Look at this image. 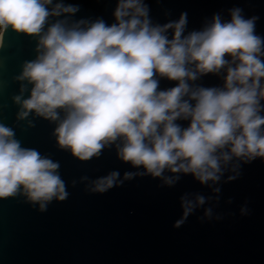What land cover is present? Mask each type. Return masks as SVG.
Listing matches in <instances>:
<instances>
[{"label": "clouds", "instance_id": "9594fccd", "mask_svg": "<svg viewBox=\"0 0 264 264\" xmlns=\"http://www.w3.org/2000/svg\"><path fill=\"white\" fill-rule=\"evenodd\" d=\"M77 11L78 6L59 0H0V46L9 28L39 36L37 58L25 62L17 77L33 85L28 98H21L23 84L14 97L21 105L18 119L34 110L58 121L59 146L80 160L99 156L119 138L118 156L143 165L153 176L167 168L207 183L219 180L221 164L233 156L264 157V116L259 114L264 108L259 102L264 98V40L254 33L258 17L245 18L235 7L231 20L214 14L202 30L184 35L186 13L153 25L144 0H118L111 25L100 18L69 23L67 16L49 23L50 17ZM225 66L224 88L189 84ZM158 76L178 83L158 91ZM177 118L189 120L188 126L181 128ZM58 168L59 162L21 147L14 130L0 123V198L22 192L44 210L46 202L68 195ZM118 175L112 171L97 178L91 190L104 192L121 183ZM132 175L126 172L125 178ZM192 207L184 200L185 217Z\"/></svg>", "mask_w": 264, "mask_h": 264}, {"label": "water", "instance_id": "95a60500", "mask_svg": "<svg viewBox=\"0 0 264 264\" xmlns=\"http://www.w3.org/2000/svg\"><path fill=\"white\" fill-rule=\"evenodd\" d=\"M58 0H53V3ZM76 5L73 14L50 17L49 23L68 17L69 23L100 18L116 23L118 0H59ZM153 25L177 21L186 13L184 35L202 30L214 14L231 20L239 7L245 18L258 17L254 33L264 40V0H144ZM51 7V6H46ZM48 24L45 25V30ZM173 30H168L171 38ZM39 36L9 28L0 46V123L14 130L21 147L37 150L59 162L57 169L68 193L53 198L44 210L25 194L0 198V264H264V157L247 160L233 156L221 164L219 180L202 183L192 173H147L118 156V138L99 156L88 160L61 148L54 129L58 121L35 115L18 119L21 105L14 97L28 98L32 83L17 77L25 62L39 54ZM226 59L231 57L226 54ZM264 63V56L260 57ZM235 66V65H233ZM227 66L201 74L196 87L224 88ZM178 82L158 76V91ZM264 85V77L261 78ZM195 103L194 101H190ZM264 105V98L260 99ZM61 118L63 111L59 110ZM259 114L264 116V108ZM32 121L31 124L28 122ZM181 128L189 120L177 118ZM264 129V125H261ZM119 173L121 181L104 192L92 191V181ZM132 173L125 178V173ZM87 177V179H83ZM171 178V184L165 181ZM229 177H233L229 179ZM218 189V191H217ZM204 197L202 204L197 197ZM184 200L192 202L185 217ZM183 222L177 226V221Z\"/></svg>", "mask_w": 264, "mask_h": 264}]
</instances>
